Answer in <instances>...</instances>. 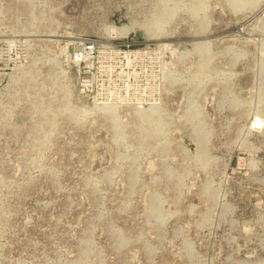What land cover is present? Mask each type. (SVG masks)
Listing matches in <instances>:
<instances>
[{
    "label": "rangeland",
    "instance_id": "1",
    "mask_svg": "<svg viewBox=\"0 0 264 264\" xmlns=\"http://www.w3.org/2000/svg\"><path fill=\"white\" fill-rule=\"evenodd\" d=\"M0 264H264V0H0Z\"/></svg>",
    "mask_w": 264,
    "mask_h": 264
},
{
    "label": "bare ground",
    "instance_id": "2",
    "mask_svg": "<svg viewBox=\"0 0 264 264\" xmlns=\"http://www.w3.org/2000/svg\"><path fill=\"white\" fill-rule=\"evenodd\" d=\"M259 123H260V122L258 121L257 124H259ZM260 124H261V123H260ZM260 124H259V125H260ZM259 125H257V126H259Z\"/></svg>",
    "mask_w": 264,
    "mask_h": 264
}]
</instances>
